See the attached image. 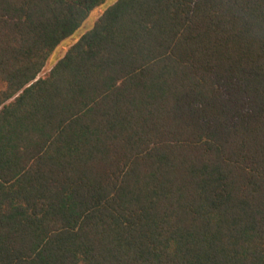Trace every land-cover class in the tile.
Here are the masks:
<instances>
[{
    "label": "trees",
    "instance_id": "16d2710c",
    "mask_svg": "<svg viewBox=\"0 0 264 264\" xmlns=\"http://www.w3.org/2000/svg\"><path fill=\"white\" fill-rule=\"evenodd\" d=\"M0 0V264H264V0Z\"/></svg>",
    "mask_w": 264,
    "mask_h": 264
},
{
    "label": "rangeland",
    "instance_id": "374dc122",
    "mask_svg": "<svg viewBox=\"0 0 264 264\" xmlns=\"http://www.w3.org/2000/svg\"><path fill=\"white\" fill-rule=\"evenodd\" d=\"M117 0H106L103 4L94 8L82 25L68 38L64 39L52 52L47 60L41 75H44L50 68L66 53L68 48L87 30L93 27L95 21L103 13V11Z\"/></svg>",
    "mask_w": 264,
    "mask_h": 264
}]
</instances>
